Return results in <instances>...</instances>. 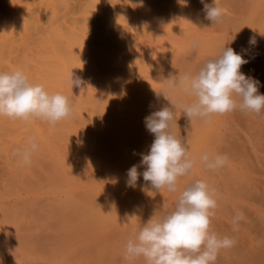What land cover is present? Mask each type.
Here are the masks:
<instances>
[{"label": "bare ground", "instance_id": "6f19581e", "mask_svg": "<svg viewBox=\"0 0 264 264\" xmlns=\"http://www.w3.org/2000/svg\"><path fill=\"white\" fill-rule=\"evenodd\" d=\"M258 2L215 0L224 14L219 23L210 21L211 33L226 34L225 46L248 60L242 73L256 59L246 52V39L230 34L245 24L247 13H264ZM204 3L0 0V72L22 70L30 83L66 96L73 109L71 118L55 125L39 118L0 117V256L20 257L26 251L35 257L49 250L45 254L52 259L46 264H80L84 239L93 238L85 233L91 235L95 223H107L108 209L122 213L129 202L127 170L137 165L144 171L141 154L154 140L144 118L172 108L167 99L177 105L195 100L179 88L168 90L164 79L197 74L224 48L204 51L206 39L192 36L206 20ZM71 73L82 80L80 86L72 87ZM174 112L172 132L185 125L181 111ZM30 141L38 149L25 164L17 153ZM209 173L211 186L217 187L220 175ZM197 180L194 174L192 183ZM42 260L29 264H45Z\"/></svg>", "mask_w": 264, "mask_h": 264}, {"label": "clouds", "instance_id": "9594fccd", "mask_svg": "<svg viewBox=\"0 0 264 264\" xmlns=\"http://www.w3.org/2000/svg\"><path fill=\"white\" fill-rule=\"evenodd\" d=\"M203 11L205 18L212 23H219L224 14L215 0L212 5L204 3ZM255 42L254 37L249 39V44ZM246 63L248 60L244 55L230 46H224L221 53L208 60L197 74L184 75L179 79L177 75L169 74L164 79L168 90L179 88L183 93L195 97V100L177 105L175 101L157 93L173 107H162L144 118L145 127L154 140L147 154H141L139 166L144 167V171H138L137 165L127 170L128 187L136 188L142 176L156 191L167 188L170 192H176L177 179L193 168L194 161L187 157L184 140L171 130L175 119L174 109L178 108L190 122L237 109L256 115L264 111V95L259 93V82L240 71ZM71 83L72 87L80 86L82 80L73 79L71 73ZM72 115V105L63 94H49L43 85L30 83L22 70L0 72V117L24 121L39 118L55 125ZM37 149L38 145L30 141V147L17 154L23 163L29 164L32 153ZM200 159L210 170H218L228 162L226 155L210 158L208 153L202 154ZM216 207L217 201L207 183L195 181L181 192L170 213L160 219L152 217L134 239L128 240L124 258L130 262L143 258L146 264H215L219 252L234 247L236 243L228 236L221 238L210 233L211 217L214 215L212 210ZM243 220V213L237 212L232 220L234 231L238 230Z\"/></svg>", "mask_w": 264, "mask_h": 264}, {"label": "rangeland", "instance_id": "374dc122", "mask_svg": "<svg viewBox=\"0 0 264 264\" xmlns=\"http://www.w3.org/2000/svg\"><path fill=\"white\" fill-rule=\"evenodd\" d=\"M258 1V8L264 11V0ZM252 17L253 23L249 25ZM245 19V24L230 35L246 39V52L251 50L256 59L255 64L258 65L253 64V58L251 63L254 67L247 69L244 74L259 82V93L264 95V73H261L264 70V13H247ZM212 28L210 21L206 19L195 29L198 33L192 34L194 37L206 39L201 48L207 52L227 44L226 34L219 38V33H211ZM252 37L255 38V44H249ZM188 44L198 45L192 41ZM181 118L185 123L184 127L175 129L173 133L180 135L184 140L187 157L194 161L193 168L188 174L177 179L176 192H170L167 188L156 191L143 178L136 188L127 189L129 202L122 208V213L113 215V208L108 209L107 223H95L91 235L85 233V238H93L91 243L84 239L85 249L81 253L80 264H146L143 258L131 262L124 258L128 240L134 239L152 217L160 219L170 213L181 192L192 184L194 174H199V180L207 183L217 201V207L212 210L214 215L211 217L210 233H215L221 238L228 236L236 241L234 247L219 252L215 264H258L257 259L264 260V111L256 115L237 109L223 115L214 114L205 119L196 118L191 122L183 114ZM204 153H208L210 158L215 155L228 157L226 166L217 170L220 175L217 187L211 186L210 169H207L200 159ZM224 170L228 171L227 176L223 174ZM237 212L243 213L244 220L239 223L238 230L234 231L232 220ZM52 243L51 241V245ZM47 251H43L41 255L47 262L43 261L41 256L33 257L34 254L26 251L20 257L16 254L9 257L11 252H8L9 255L1 252L0 262L14 264L21 260L17 264H29V261L42 260L46 264L52 259L49 254H45ZM89 251L91 252L88 253ZM58 254L53 255L54 258H59Z\"/></svg>", "mask_w": 264, "mask_h": 264}]
</instances>
